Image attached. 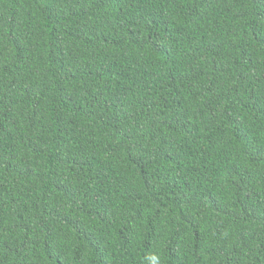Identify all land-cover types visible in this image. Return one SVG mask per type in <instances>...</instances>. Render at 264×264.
Here are the masks:
<instances>
[{"label": "trees", "instance_id": "trees-1", "mask_svg": "<svg viewBox=\"0 0 264 264\" xmlns=\"http://www.w3.org/2000/svg\"><path fill=\"white\" fill-rule=\"evenodd\" d=\"M0 264H264V0H0Z\"/></svg>", "mask_w": 264, "mask_h": 264}]
</instances>
